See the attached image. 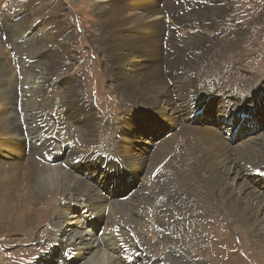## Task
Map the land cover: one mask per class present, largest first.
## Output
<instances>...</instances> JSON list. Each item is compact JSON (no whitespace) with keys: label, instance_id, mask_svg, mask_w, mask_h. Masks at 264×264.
Returning <instances> with one entry per match:
<instances>
[{"label":"bare ground","instance_id":"6f19581e","mask_svg":"<svg viewBox=\"0 0 264 264\" xmlns=\"http://www.w3.org/2000/svg\"><path fill=\"white\" fill-rule=\"evenodd\" d=\"M0 1V11L7 14L4 15L5 21H10L6 30L11 41L7 43H13L8 51L5 42L0 41V233L15 232L30 223L36 227V215L30 216L28 208L42 202L50 193L60 195L47 216H53L50 232H42L48 240L52 239L51 247L37 255L39 259L34 258L31 264H42L53 256L54 264H62L57 257L64 248L72 257L69 264H82L90 253L102 249L116 256L115 264H121L118 254L122 245L133 247L141 255L139 264H174L176 256L184 258L194 254L202 258L195 256V264H209L210 261L203 256L209 252L206 232L211 220H208L197 196L201 186L220 196L222 207L230 212L225 218L232 220L236 227L244 228L251 239L247 237V242L264 252V126L261 130L260 125L255 124L247 133L229 139V128L223 131L219 118L211 125L200 123L197 118L187 119L196 111L194 107L198 102L214 96L218 99L217 116L225 114L227 119L233 112H250L259 116L262 124L264 79L253 93H243L238 74L228 64L227 68H222L217 52L210 46L221 35L219 26L224 25L223 17L232 11L227 14L222 11L223 7L216 5L220 0H91L94 3L88 5V12H92L94 19V31L98 32V39L106 49L105 67L109 68L106 73L122 96V108L114 112L117 120L104 126L91 103L84 100L79 103L82 94L78 96L75 80L65 75L59 83L68 94L65 120L59 126L54 120L51 130L55 131L45 132L62 142L71 143L67 146V154L63 155L68 160L84 157L83 163L89 154L97 152L120 158L121 165L109 162L101 167L97 163V167L109 176L123 171L134 180L136 185L130 197L119 200L108 199L100 190L101 183L91 175V179H86L89 174L78 165L66 169L63 164L44 162L42 155L46 147L39 148L34 143L25 154L24 133L35 140L34 137H38L44 128L41 124L44 118L41 114L44 112L41 105L43 92L40 91L46 86L43 82L53 81L54 70H60V74L68 71L69 64H62L59 58L73 35L61 15L50 24L45 20L38 25L34 24L36 20L29 21L31 12L43 8L32 7L37 4L36 0ZM207 4L216 5L213 13ZM186 12L199 17L185 18ZM258 17L261 18V14ZM16 18L18 20L13 21ZM21 24L25 27L20 32L22 38H19L22 42L27 41L22 45L26 53L31 58L38 52L42 55L35 63H23L18 78L14 68L11 69L13 62L4 58L12 50L20 54L19 46L14 45V37H18L19 31L12 25L18 27ZM48 26L54 33L57 30L55 36L51 34L53 39L44 33L39 36L44 29L48 30ZM237 28L243 30L240 26ZM183 40L189 45H184ZM196 40L202 44L191 45ZM230 43L227 42L224 48L230 47ZM190 51L192 53L188 54ZM28 55L26 58L30 57ZM197 60L201 62L195 66ZM25 84L28 88L22 93ZM76 84H80L79 80ZM14 91L21 92L22 103L14 101ZM54 102L55 106H62L58 97ZM147 112L161 121L148 119L140 122ZM49 114L60 115V109ZM164 122L173 126L172 132L156 142L148 127H159ZM217 127L221 129L218 134L215 132ZM103 132L108 133L104 138L101 136ZM94 135L96 147H93ZM239 156L242 158L236 168L235 160ZM146 162L151 164L150 172L154 176L148 173ZM84 166L89 171H96L93 162ZM56 168L62 175L61 187L49 191L36 184L38 172ZM187 181L191 186L189 193L186 192ZM126 185L128 180L125 179L119 183V186ZM162 188L164 190L158 193ZM206 194L203 192L200 199L204 203L210 200L208 202L214 207V198ZM90 215L104 220L100 235L95 229L89 232L88 227L92 228L93 222ZM220 220L221 256L213 264L223 263L224 252H228L227 247L233 240L224 232L225 220ZM213 224L208 227L209 233ZM202 234L208 241L205 245L201 242ZM212 239L215 247V239ZM48 252L49 256L43 257ZM249 255L255 258L250 250ZM243 261L238 258L231 264Z\"/></svg>","mask_w":264,"mask_h":264},{"label":"rangeland","instance_id":"374dc122","mask_svg":"<svg viewBox=\"0 0 264 264\" xmlns=\"http://www.w3.org/2000/svg\"><path fill=\"white\" fill-rule=\"evenodd\" d=\"M36 2L37 4H33L32 7L41 6L43 8L31 12L28 18L29 21L36 20L34 24L38 25L39 22L45 20L46 23L50 24V23H54L56 16L61 15V19L64 20L67 30H69V32H72L73 35L72 40L69 42L68 45L65 46L64 51L62 50L60 52L61 59L59 58V62H62V64L64 63L69 64L68 71L66 73L60 74L62 73L60 70L59 71L54 70L51 75V78L53 79L54 82L53 81L43 82L46 86L44 87V89H42L41 87L40 90L41 93L43 92L42 104H41L43 106L42 108L44 111L41 113L44 114V118L42 120L43 122L41 121L43 127L47 128L46 126L48 127L50 126V128L46 129V131L53 133L55 131V130H51L54 126L53 121L57 120V124L59 126L65 120V116H66L65 110L67 109L66 102H67L68 94H65L64 88H62L64 86L59 85V83H61L60 78L65 75L69 77L71 76L75 80L74 84L76 85V88L79 90L77 94L78 96L82 94L80 96L81 98L79 99V103H81L82 100L91 103L92 106L94 107V110L96 111V115L102 118V123L104 124V126L116 121L117 116L114 114V112L122 108L120 102L122 103L123 101H121L122 96L119 93L118 89H116L112 85L114 83V80L108 78L107 73L109 68H106L107 66L105 67L106 49L102 41L98 39L99 38V36L97 35L98 32L94 31L95 24H94L93 16L91 15L92 12L91 11L88 12L87 9L88 5H90L91 3L93 4L94 2L91 0H36ZM216 5L222 6L223 7L222 11H224L226 14L228 13L229 10L232 11V14H228L223 17L222 22L224 25L220 24L219 26V29L221 30V35L215 38V41L210 46L215 50V52H217L216 57L219 63L221 64L220 66L222 68H227L226 64H228L238 74L242 87V92L245 94L253 93L255 90H257L260 87V85H262L264 79V0H228V1L220 0L219 4ZM216 5L211 6L207 4L208 7L212 8V9L209 8L208 10L213 13L212 10L214 7H216ZM189 12H186L185 18H189L191 17V15H193V17L196 16L195 18L199 17L198 14L197 15L193 13L190 14ZM259 14H261L262 16L261 18L258 17ZM4 15L7 14L1 13L0 11V17H1L0 23L3 22V24L0 26V35L1 37L4 36L3 38L0 37V41L1 43L5 42V46L7 50L10 51L11 45H13V43L12 44L7 43V41L10 39L7 36V30H6L7 29L6 24L10 21H5ZM17 20H18L17 18L15 20L13 19V21L15 22ZM238 26H240V28H242L243 30L239 31L237 28ZM24 27L25 24H21L18 27L12 25V28L14 30L19 31L17 32L18 37L16 36L14 37V45L19 46L18 48L20 54L17 53L15 54L14 50H12V52H10V55H6V57L4 58V60L9 58V60L13 62L11 64L12 66L11 69L14 68V71L16 72L18 78L20 77L19 72H21V69L23 68L21 67L23 66V63L26 62L31 63L34 62L35 60L37 61L38 57L42 55V52H38L31 58V56L26 53V50L22 45H25L27 41L22 42L19 38L21 37L20 32ZM47 29L48 30L44 29L42 32H40L39 36H41L42 33H44L45 35L53 39L52 35L55 36L57 34V30L56 33H54L52 31L53 28L51 26H48ZM237 31H239V33ZM206 32L203 35H205ZM65 36L66 35H63L62 37ZM28 37L31 38L30 35ZM186 40H183L184 45H189L186 42ZM227 42L228 43L231 42L229 44L231 46L228 48H224ZM100 43L101 45H99ZM197 44H202V41L200 42L196 40L191 45H197ZM48 51L51 52V49L49 47H48ZM191 53L192 51H190V53L188 54ZM26 55L30 57L26 58ZM196 55L198 57L203 56V54H199V55L196 54ZM69 60L72 61L68 63ZM199 62L201 61L197 60L195 62V66H197ZM143 74L147 75L148 73L145 72ZM248 74H252L251 77L250 76L248 77ZM77 80H79L81 85L76 84ZM170 83L172 87L173 81ZM56 84L57 86H55ZM27 88L28 86L25 84L22 88V93L23 90ZM19 91H21V87L19 88ZM94 91L95 93H93ZM25 94L28 95V92H26ZM20 96H21V92L18 93L17 91H14V97H15L14 101L22 103ZM55 97H58L60 99V103L62 104L61 107L54 105V103H56L54 102ZM137 106L146 107L145 105L144 106L137 105ZM19 108H21V106ZM58 108L60 109V115L57 114L55 116V114H53L52 116L49 114V113H56V110H58ZM150 115L151 113L147 112L146 117L140 118V122L142 120H148V119H155L158 122L161 121V119H159L157 116L154 115L150 116ZM25 118L28 120L27 117ZM91 118L93 120L94 129H95L97 123L95 124L94 122L95 117L93 115V111L91 112ZM70 121L72 120L70 119ZM160 125L163 127H169L171 124H169L168 122H164L163 124ZM263 126H264V120L262 121L261 130L263 129ZM148 128L150 130V127ZM222 129L223 131H225L223 125H222ZM218 131L219 133L221 132V129L219 127L216 128L215 131L216 134H218L217 133ZM74 132L77 133L78 131L74 130ZM107 135H108L107 132H103L101 136L102 138H104ZM143 137L142 139H144ZM93 139H94L93 147H96L95 135ZM154 140L158 142L156 139ZM256 140H258V137ZM129 144H130V140L129 142H126V147H128ZM53 147H57V144L53 143ZM2 152L10 153L7 150H2ZM24 152L26 151L24 150ZM25 154L27 155L28 152H26ZM15 156L16 158H18L17 155ZM241 158L242 156H239L235 160V162L237 161L235 164L236 168L239 167ZM146 167L148 173L151 174L150 171L152 168L149 162H146ZM155 171H159V170L155 169ZM162 173L166 174L165 172ZM151 175L154 176L153 174ZM81 177L84 180V177L83 176ZM108 181L110 184L112 183L115 184L112 181L111 177H108ZM186 186H187L186 192L189 193L188 188H191V186H189V181L186 182ZM163 190L164 188H162L161 190L159 189L158 193H161ZM203 192H206L207 193L206 195H211L214 198V201L216 203L214 207L211 206V204L208 202L210 200H207L204 203V200L200 199V197H202L203 195ZM58 196L60 195L56 193H50L46 195V198H44L42 202L37 204L38 206L33 205L28 208V213L30 214V216L36 215L35 216L36 227L33 226L34 223H30L27 226H25L26 228L25 227L19 228L15 230V232L8 231L7 233L9 234L7 233L5 234V232L0 233V264H28V263L31 264L30 262L34 258L39 259L37 255L46 252L47 248L51 247L50 245L52 243V239L48 240L46 234L42 232L43 231L50 232L49 227H50V223L53 221L52 219L53 216L49 218L47 216H49L50 213L49 209L51 208L54 209V207L56 206V203L58 202L59 199ZM197 196L199 197V201H201V205L203 203L202 207L204 212L208 214V220H211V222L207 226V232H206L207 239L210 243L209 247L206 246L207 247L206 249H208L209 252L205 253L203 256L210 261L209 264H213V262H215L216 259L220 258L221 256L220 254L221 245L219 242V237H220L219 232H220V223H221L220 219L225 220V225H224L225 228H223L224 232L233 239L232 243H229L227 247L228 252H224L223 261H222L223 263L221 264H231L234 261V259H238V258H242L244 260L240 264H264V252H261L260 249H257L255 245H253L252 247L251 244L247 242L249 240L251 241L249 233L248 232L246 233L244 228L236 227V224H233L232 220L230 221L229 219L225 218L228 215H230V212L222 207V204L220 203L221 200L220 196L217 195V193H213L212 190H208V188L202 186L199 188ZM212 223L214 224L210 228L211 230L210 231L211 235H210L208 227ZM96 231L98 232V229ZM202 237H203V240H201L202 245H205L208 241L204 237V234H202ZM247 237L249 238V240ZM212 238L215 239V247L212 245L213 244ZM194 246H199V245H194ZM248 249L250 250V252H253L255 254V258L249 255ZM64 253H65V258H67L69 256V253L67 251H64ZM160 255L162 256L163 254ZM48 256H49V252L45 254L43 257L47 258ZM195 256L201 258L199 254H194L192 256L184 257V258L176 256V259L173 260V263L195 264V262L197 261V259L194 258ZM139 258L141 259L140 254H139ZM57 259L59 261L58 257ZM140 259H138L137 263L140 262L139 261ZM211 260L213 261L211 262ZM59 262H61L62 264L64 263L63 261H59ZM54 263L55 260L53 256L52 258L45 259L44 263L42 264H54Z\"/></svg>","mask_w":264,"mask_h":264},{"label":"clouds","instance_id":"9594fccd","mask_svg":"<svg viewBox=\"0 0 264 264\" xmlns=\"http://www.w3.org/2000/svg\"><path fill=\"white\" fill-rule=\"evenodd\" d=\"M62 175L58 168L49 169L48 171L38 172L35 175L36 184L53 191L61 187ZM116 256L108 251L102 249L99 252L90 253L82 261V264H115Z\"/></svg>","mask_w":264,"mask_h":264}]
</instances>
